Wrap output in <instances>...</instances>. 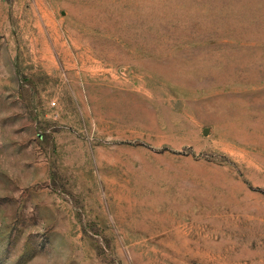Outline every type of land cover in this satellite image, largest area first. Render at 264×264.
<instances>
[{
	"label": "rangeland",
	"instance_id": "rangeland-1",
	"mask_svg": "<svg viewBox=\"0 0 264 264\" xmlns=\"http://www.w3.org/2000/svg\"><path fill=\"white\" fill-rule=\"evenodd\" d=\"M0 264H264V0H0Z\"/></svg>",
	"mask_w": 264,
	"mask_h": 264
}]
</instances>
